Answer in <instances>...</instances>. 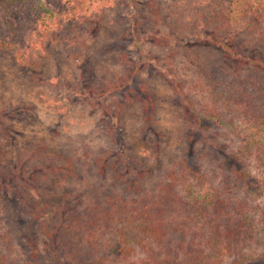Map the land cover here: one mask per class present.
<instances>
[{"label": "rangeland", "instance_id": "rangeland-1", "mask_svg": "<svg viewBox=\"0 0 264 264\" xmlns=\"http://www.w3.org/2000/svg\"><path fill=\"white\" fill-rule=\"evenodd\" d=\"M47 1L63 14L77 0ZM170 1L112 0L111 6L100 4L79 25L66 20L62 32L46 34L24 8H15L12 15L0 12V36L17 39L14 49L0 48V168H14L17 154L37 142L46 145V155L72 160L77 172L65 181L63 192L82 216L81 226L122 197L152 201L156 187L167 182L188 156L232 205L243 196L244 184L225 160L228 149H236L240 141L222 127L191 126L165 75L172 68L182 69L186 77L188 65L182 64L178 49L144 38L161 25L152 21V8ZM15 53L33 66L18 64ZM204 104L199 99V105ZM120 158H137L148 169L140 194L129 192L121 182ZM25 194L46 208L47 222L56 220L61 197L40 196L34 190ZM108 228L103 231L113 238ZM86 233L81 229L79 240ZM47 243L39 222L26 213L16 195L0 191V255L11 246L21 264H42ZM34 246L41 253L39 259ZM74 251L80 264L143 263L147 258L142 251L128 258L117 248L94 250L87 241Z\"/></svg>", "mask_w": 264, "mask_h": 264}, {"label": "trees", "instance_id": "trees-1", "mask_svg": "<svg viewBox=\"0 0 264 264\" xmlns=\"http://www.w3.org/2000/svg\"><path fill=\"white\" fill-rule=\"evenodd\" d=\"M77 1L62 14L47 0H0V12L12 15L15 8H24L46 34L62 32L66 20L79 25L100 4L112 5V0ZM152 15V21L161 25L144 38L178 49L182 64L188 65L186 77L182 69L172 68L165 75L191 126L222 127L240 141L225 155L226 164L244 184L234 207L188 156L167 182L156 187L152 201L122 197L81 226L82 216L63 192L65 181L77 172L73 161L46 155V145L38 142L17 154L14 168H0V191L15 194L26 213L39 222L48 238L42 264H80L74 248L84 241L94 250L117 248L120 256L130 258L137 251L147 256L143 263L128 264H264V0H171L152 8ZM16 40L0 36V48L12 50ZM137 46L143 52L142 45ZM14 57L20 65L33 66L21 54ZM127 82L132 84L131 78ZM199 99L205 104L199 105ZM118 161L123 167L121 182L129 192L140 194L148 169L137 158ZM26 190L61 197L54 222L44 219L46 208L29 201ZM106 227L113 238L103 231ZM81 229L87 232L83 240L77 237ZM70 233L77 235L71 238ZM33 251L39 259V248L34 246ZM17 255L10 246L6 255H0V264H21Z\"/></svg>", "mask_w": 264, "mask_h": 264}]
</instances>
